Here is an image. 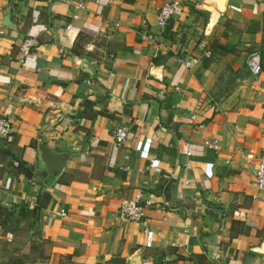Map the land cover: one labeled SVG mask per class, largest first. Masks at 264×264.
I'll list each match as a JSON object with an SVG mask.
<instances>
[{
  "label": "crops",
  "instance_id": "obj_1",
  "mask_svg": "<svg viewBox=\"0 0 264 264\" xmlns=\"http://www.w3.org/2000/svg\"><path fill=\"white\" fill-rule=\"evenodd\" d=\"M78 1L0 0V207L39 205L48 250L31 264H264V74L247 67L264 0ZM165 4L175 16L158 32ZM26 37L38 46L23 57ZM191 56L190 70L176 62ZM39 135L73 154L51 188L16 169L39 170ZM139 193L147 233L119 218Z\"/></svg>",
  "mask_w": 264,
  "mask_h": 264
},
{
  "label": "built area",
  "instance_id": "obj_2",
  "mask_svg": "<svg viewBox=\"0 0 264 264\" xmlns=\"http://www.w3.org/2000/svg\"><path fill=\"white\" fill-rule=\"evenodd\" d=\"M79 9H84V4L82 0H79L76 5ZM175 7L176 4H165L158 8L156 14V27L158 32H161L168 24L170 19L175 16ZM159 33H143L141 34V40L151 44L156 43L159 37ZM38 46V40L33 37H26L22 40L19 46V52L23 57L28 56L33 49ZM204 57H209L210 52H205ZM198 57H178L177 63L182 65L185 69L190 70L195 65L198 64ZM247 67L252 73L256 76L261 74V64L259 56L257 54H252L249 59H247ZM194 116L192 120H194ZM201 128V126H199ZM11 123L9 119L3 115H0V139L9 140L11 138ZM129 138V130L124 125L117 126L113 131V141L115 145L120 146ZM203 146L208 149L213 150L214 152L219 151L218 142L216 140H204ZM187 156H190V153H186ZM186 166V165H185ZM212 164L205 165V176L207 178L212 177ZM30 184H33L32 181H29ZM254 184L255 187L264 194V159L259 161V164L254 172ZM152 202L150 200L143 199L142 195L139 193L135 196L133 200H125L120 202L119 206V218L122 222H134L138 223L143 229L144 233H147L146 230V209L150 207ZM65 214H61L64 216Z\"/></svg>",
  "mask_w": 264,
  "mask_h": 264
},
{
  "label": "rangeland",
  "instance_id": "obj_3",
  "mask_svg": "<svg viewBox=\"0 0 264 264\" xmlns=\"http://www.w3.org/2000/svg\"><path fill=\"white\" fill-rule=\"evenodd\" d=\"M259 46L260 43L252 46L250 54L259 56L261 73L264 74ZM21 205L0 207V264H13L16 260L21 264H31L36 257H43L47 253L48 238L40 229L39 219H34L28 213L21 215Z\"/></svg>",
  "mask_w": 264,
  "mask_h": 264
},
{
  "label": "water",
  "instance_id": "obj_4",
  "mask_svg": "<svg viewBox=\"0 0 264 264\" xmlns=\"http://www.w3.org/2000/svg\"><path fill=\"white\" fill-rule=\"evenodd\" d=\"M11 25L9 15L5 14L0 21V26L12 28ZM36 152L39 170L33 171L31 181L51 188L53 183L64 173L67 162L73 154L54 152L40 135L37 137Z\"/></svg>",
  "mask_w": 264,
  "mask_h": 264
},
{
  "label": "trees",
  "instance_id": "obj_5",
  "mask_svg": "<svg viewBox=\"0 0 264 264\" xmlns=\"http://www.w3.org/2000/svg\"><path fill=\"white\" fill-rule=\"evenodd\" d=\"M261 18L262 19H261L260 22H254V24H252V25H254L253 26V31L257 30V31H260V33H261V42H260V46L259 47L261 49V53H260L261 54V58H262L261 60L264 62V49H263L264 48V13H263ZM250 30L252 31L251 28H250ZM211 46H212V48L215 47L218 50H221V51H224V52L227 51L226 46H222V45H220V44H218L216 42H212ZM263 68H264V66H263ZM16 169L21 171V172L26 173L28 175V177H31V174H32V171H33V169L31 167H28L24 163L19 162V161H18V164L16 166ZM19 209L21 211L20 212L21 215L24 216V215H26L28 213L30 215L32 214L34 219H36V220L38 219L39 205L34 206L32 209H29L26 204H23V205L20 206ZM43 258L44 257H42V256H38V257H36V259L33 262H35L38 259H43ZM12 263L13 264H21V262H19V260H16L15 262L13 261Z\"/></svg>",
  "mask_w": 264,
  "mask_h": 264
}]
</instances>
